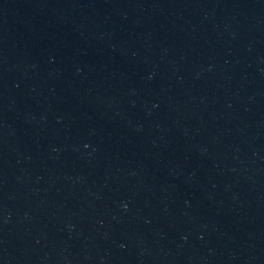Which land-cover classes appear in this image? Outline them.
<instances>
[{"label":"water","instance_id":"water-1","mask_svg":"<svg viewBox=\"0 0 264 264\" xmlns=\"http://www.w3.org/2000/svg\"><path fill=\"white\" fill-rule=\"evenodd\" d=\"M0 264H264V0H0Z\"/></svg>","mask_w":264,"mask_h":264}]
</instances>
